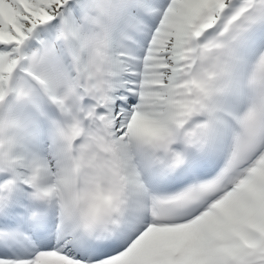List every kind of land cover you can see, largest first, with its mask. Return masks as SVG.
<instances>
[{
    "label": "snow or ice",
    "instance_id": "snow-or-ice-1",
    "mask_svg": "<svg viewBox=\"0 0 264 264\" xmlns=\"http://www.w3.org/2000/svg\"><path fill=\"white\" fill-rule=\"evenodd\" d=\"M0 264H264V0H0Z\"/></svg>",
    "mask_w": 264,
    "mask_h": 264
}]
</instances>
